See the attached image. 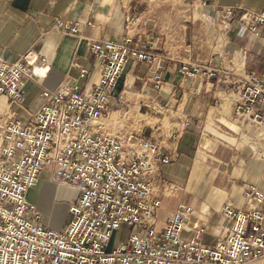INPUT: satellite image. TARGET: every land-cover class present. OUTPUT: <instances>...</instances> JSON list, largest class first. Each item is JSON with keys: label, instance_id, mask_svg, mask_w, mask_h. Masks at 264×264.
I'll return each mask as SVG.
<instances>
[{"label": "crops", "instance_id": "obj_1", "mask_svg": "<svg viewBox=\"0 0 264 264\" xmlns=\"http://www.w3.org/2000/svg\"><path fill=\"white\" fill-rule=\"evenodd\" d=\"M262 5L263 0H0V58L13 62L31 50L48 64L41 78H25L23 106L14 107L15 113L24 118L34 111L42 101L39 93L75 78L79 66L89 70L81 87L96 83L100 70L86 38L118 42L126 17L138 16L133 45L154 53L161 68L129 60L108 97L100 129L122 141L132 134L170 155L169 163L156 164L152 172L161 200L157 224L185 202L193 210L182 237L203 228L201 243L213 245L231 226L220 208H245V183L264 190V156L259 155L264 129L234 113L237 76L260 71L264 77V42L249 31L238 32L243 14ZM57 18L77 22V34L57 31ZM181 60L223 68L228 75L183 77ZM156 74L160 84L152 80ZM74 190L43 170L26 196L44 225L61 230L68 204L77 196ZM57 205L63 213L54 221Z\"/></svg>", "mask_w": 264, "mask_h": 264}, {"label": "built area", "instance_id": "obj_2", "mask_svg": "<svg viewBox=\"0 0 264 264\" xmlns=\"http://www.w3.org/2000/svg\"><path fill=\"white\" fill-rule=\"evenodd\" d=\"M230 8L226 12L230 13ZM138 16L126 17L118 42L86 38L100 76L83 89L80 80L89 70L79 66L77 76L55 89H43L34 111L20 118L14 107L24 102V80L48 71L44 56L27 51L13 62L0 58V264H255L264 261V190L243 185L245 208H220L231 220L228 234L213 245L202 244L203 228L187 239L182 230L192 206L177 204L158 225L161 200L154 193L153 168L167 164L159 145L124 141L100 129L108 97L127 62L144 61L161 68L157 56L133 45ZM89 23V22H88ZM77 22L57 18L54 27L77 34ZM249 31L264 42V0L257 12H245L238 32ZM183 77L209 79L228 71L181 60ZM152 80L160 84L156 74ZM234 113L264 129V77L255 71L237 76ZM135 148L128 150L129 144ZM264 156V151H260ZM43 170L53 181L78 189L67 207L61 230L42 223V214L26 193ZM122 226L126 232L120 233ZM114 232L123 237L109 248Z\"/></svg>", "mask_w": 264, "mask_h": 264}, {"label": "rangeland", "instance_id": "obj_3", "mask_svg": "<svg viewBox=\"0 0 264 264\" xmlns=\"http://www.w3.org/2000/svg\"><path fill=\"white\" fill-rule=\"evenodd\" d=\"M255 72H257L258 74L260 73V74H262V72H260V71H255ZM34 98V96H32V98L31 99H33ZM19 117V116H18ZM75 191V193L76 194H78V190H74ZM72 192V191H71ZM30 197V196H29ZM58 202H60V201H58ZM62 213H63V207L61 206V205H57L55 208H54V212H53V217H56L55 219H54V221L55 220H60L61 218H62ZM124 232H126V228H125V226H122V228H121V231H120V233L122 234V233H124ZM118 234V237H117V232H114L113 233V235H112V239H111V241H110V244H109V248L110 247H112L119 239L120 240H122L123 239V237H120L121 236V234ZM184 235H186V233H185V231H183V236ZM119 242V241H118ZM255 264H264V261H262V260H260V261H258V262H256Z\"/></svg>", "mask_w": 264, "mask_h": 264}, {"label": "bare ground", "instance_id": "obj_4", "mask_svg": "<svg viewBox=\"0 0 264 264\" xmlns=\"http://www.w3.org/2000/svg\"><path fill=\"white\" fill-rule=\"evenodd\" d=\"M261 154V152L259 151V155Z\"/></svg>", "mask_w": 264, "mask_h": 264}]
</instances>
